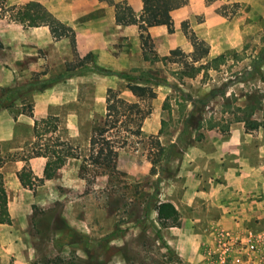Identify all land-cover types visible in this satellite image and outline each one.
<instances>
[{
    "label": "rangeland",
    "instance_id": "1",
    "mask_svg": "<svg viewBox=\"0 0 264 264\" xmlns=\"http://www.w3.org/2000/svg\"><path fill=\"white\" fill-rule=\"evenodd\" d=\"M11 5L4 0L0 10V172L11 217L0 224V264H264V203L250 210L248 198L232 196L224 215L220 196L214 205L184 203V188L203 175L193 152L212 151L215 139L232 132L264 138V0H175L169 11L176 29L159 34L160 44L147 31L151 59L143 57L139 34L136 45L119 38L112 53L88 51L71 29L54 40L24 28L5 12ZM182 21L208 47L198 62L187 56L193 48ZM134 83L154 97L137 99L127 87ZM116 98L130 103L133 121L120 119L111 129L107 163L96 164L89 140ZM53 127L78 156L25 188L16 173L26 164L42 177L46 158L34 154L52 144ZM255 144L264 148V141ZM171 185L180 221L168 227L154 206L170 199ZM193 211L201 219L177 230Z\"/></svg>",
    "mask_w": 264,
    "mask_h": 264
},
{
    "label": "crops",
    "instance_id": "2",
    "mask_svg": "<svg viewBox=\"0 0 264 264\" xmlns=\"http://www.w3.org/2000/svg\"><path fill=\"white\" fill-rule=\"evenodd\" d=\"M14 5H21L29 1H36L42 4L49 12L62 21L69 33V29L74 32V42L80 48L84 46L88 51H101L112 53L113 44L119 38L138 39L137 17L141 12V0H10ZM126 1L135 13L132 20L122 24L114 21V5L117 2ZM172 1L170 7L172 6ZM171 17H173L171 15ZM174 20V18H172ZM175 26V27H174ZM35 29L48 31L47 27L40 26ZM176 29V22L173 23ZM149 35L155 43L160 44L159 34L168 32L165 26H154L148 28ZM49 33V32H48ZM166 40V39H165ZM112 48V49H111ZM110 58V57H109ZM128 100L131 101L130 98ZM147 130V127H145ZM149 129V127H148ZM154 133L158 129L157 125L152 127ZM145 130V131H146ZM147 132V131H146ZM263 137V136H261ZM260 134H247L244 132H232L227 140L213 144L212 151L193 152L192 159L199 158L195 169H200L203 175L197 176L194 181L187 185L185 190V204H193L195 199L200 198L201 204H216V196H220L221 214L227 213L228 200L232 196L249 200L250 210H255L257 205L264 203V148L256 147L257 140L264 141ZM242 145L250 148H242ZM196 162V161H195ZM194 177V175H193ZM215 177L221 180L217 181ZM199 183H202L200 186ZM169 187V186H168ZM171 202L178 209V200L175 198V186L170 187ZM202 213L193 211L182 215L181 227L187 226L185 220L193 223L201 219ZM188 228V227H187ZM180 231V230H179ZM184 232V231H183ZM181 238V236H180ZM181 241V240H180ZM188 243V241H185ZM176 244V242H175ZM190 256V255H189ZM190 261V258H188Z\"/></svg>",
    "mask_w": 264,
    "mask_h": 264
},
{
    "label": "trees",
    "instance_id": "3",
    "mask_svg": "<svg viewBox=\"0 0 264 264\" xmlns=\"http://www.w3.org/2000/svg\"><path fill=\"white\" fill-rule=\"evenodd\" d=\"M173 0H141L142 8L137 17V29L139 39L141 42L143 57L151 59L146 53V46L148 44V28L154 26H165L168 32L173 31V19L171 17L169 7ZM4 0H0V10L4 9ZM6 11H11L13 15L19 18L20 23L24 28H35L45 26L52 39L59 40L67 36V29L62 21L49 12L42 4L36 1H29L21 5H11ZM135 13L126 1L117 2L114 5V21L116 24H122L128 20H132ZM181 31L186 39L192 45V51L187 55L190 61L198 62L208 54V47L205 42L199 39L194 32L189 28L186 21L181 22ZM2 42L0 39V49ZM171 54H180L179 50L173 49ZM89 54H86L79 63L86 60ZM216 59V58H215ZM186 63V62H184ZM202 65L194 67L191 66L190 75H193ZM129 77V76H127ZM128 89L139 100L150 99L154 97V93L146 85H139L137 83L128 84ZM130 103L122 98H116L108 102L105 106L104 122L102 126H96L90 137L89 145L91 152L89 158L96 164L107 163L105 151L108 144L111 142V136L108 133L111 129L115 128L120 119L133 121L129 116L128 111ZM146 114L139 116L138 123H140ZM41 122V121H39ZM39 122H34L33 133L35 137H42V127ZM257 127V126H251ZM252 128V129H253ZM51 133H55L53 127ZM52 144H46L35 152L34 156H42L46 158L43 167L42 177L36 178L31 175L30 168L24 164L20 171L16 173V177L21 186L32 189L41 184L44 180L51 179L58 169H60L69 158H76L78 154L74 148L69 145L65 140H61L58 136H51ZM156 217L162 226H178L179 214L175 206L169 201H160L154 206ZM32 227L38 230V223L32 220ZM11 223V217L8 211L7 194L4 186L2 174L0 172V224ZM166 248L169 250L168 246ZM60 264L61 262H49L47 258H41L38 264ZM90 264H106L103 261H91Z\"/></svg>",
    "mask_w": 264,
    "mask_h": 264
}]
</instances>
